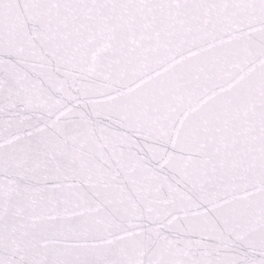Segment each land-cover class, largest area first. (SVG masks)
Instances as JSON below:
<instances>
[{"label": "water", "instance_id": "95a60500", "mask_svg": "<svg viewBox=\"0 0 264 264\" xmlns=\"http://www.w3.org/2000/svg\"><path fill=\"white\" fill-rule=\"evenodd\" d=\"M0 264H264V0H0Z\"/></svg>", "mask_w": 264, "mask_h": 264}]
</instances>
